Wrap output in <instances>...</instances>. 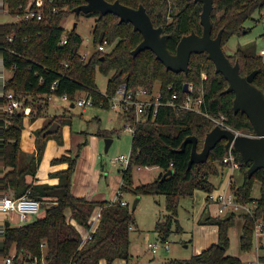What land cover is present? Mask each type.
<instances>
[{
    "label": "trees",
    "instance_id": "obj_1",
    "mask_svg": "<svg viewBox=\"0 0 264 264\" xmlns=\"http://www.w3.org/2000/svg\"><path fill=\"white\" fill-rule=\"evenodd\" d=\"M114 1V0H107ZM122 4L136 8L142 4L149 14L154 26H161L168 34L167 45L171 52L175 51L179 39L194 31L200 34L202 26L199 22L201 3L194 0H119ZM10 14L23 13L28 3L36 8L35 0H3ZM84 3V0H43L44 16L41 20L14 19L0 21V54L5 68L12 70V76L5 85L14 95L23 100L24 105L31 106L29 120L41 116L43 108L48 106L49 96L66 94L69 107L75 105L77 98L83 93L91 96L93 104L109 107V98L113 96L121 84L135 91L139 87L152 92L154 83L164 97L177 92L183 97L184 84L192 83L193 96L202 93V111L212 117L225 116V123L235 130L253 133V128L245 114L234 113L232 109L233 93L223 92L227 81L216 73L211 60L205 52L192 53L188 71L172 72L156 59L149 49L132 56L131 50L140 42L142 36L133 29L131 23L119 22L112 13L101 15L89 12L87 16H97L91 33L92 50L86 59L81 58L82 38L76 31V25L64 32L62 20L71 14L72 8ZM53 9H55L53 11ZM264 9V0H213L210 14L212 36L222 29L221 45L233 35L248 32L245 22L253 13ZM82 14V13H80ZM76 15V14H74ZM66 42L59 44L62 36ZM8 37H12L8 40ZM105 43V51L97 49ZM232 63L238 61L239 72L247 75L258 70L253 84L264 93V61L262 56L253 50L245 51L236 48ZM96 71L108 76L106 89L102 93L95 82ZM54 88L51 89L53 82ZM170 86V89H167ZM81 93V94H80ZM69 110V108H67ZM124 119L134 123V108L123 114ZM59 127L55 133L44 131L53 122ZM66 123L65 118L57 115L35 131V154H28L19 146L21 132L24 128L22 112L2 113L0 115V196L13 194L27 195L42 202L51 204L45 207L44 215L18 226H8L2 241V254L15 250L27 259L41 258L48 264H100L105 260L111 264L116 258L129 261L130 226L134 222L133 210L128 204L123 205L120 198L114 201L93 202L84 197H75L71 193L72 175L76 167L77 157L86 143L76 145V152L53 158L51 162H66L67 167L55 173L58 181L55 184L27 182L26 176H34L41 159L46 140L52 136L60 137V128ZM207 116L187 110H177L162 105L153 116L135 123L132 134L129 160L121 171L122 183L119 190L141 194L164 195L166 214L155 222L154 231L161 240L183 228L177 218L179 198L191 196L195 190L209 193L218 188L210 177L223 178L228 165L222 158L228 154L225 140L219 141L209 152L202 163H193L187 167L191 144L187 143L183 151H176L182 141L189 135L197 137V150L203 145L205 134L214 126ZM114 130L98 129L96 135L110 137ZM236 156L242 172V181L234 191L241 202L251 203V187L254 181L260 182V196L255 200L251 215H241L242 232L239 238L240 249L248 252L252 246V232L255 222H264V168L258 169L251 177H247L245 163L239 153L231 148ZM157 166L162 169L153 181L132 185V173L135 167ZM172 172L160 179L162 173ZM96 206L100 207V220L90 237L81 244L80 232L72 220L78 225L88 228V218ZM236 215L211 216L199 218L198 223H210L217 227V241L199 253L188 258H171L164 264H245L237 256L227 254L229 248V229L234 225ZM43 244V245H42ZM259 263L264 264V252L259 255Z\"/></svg>",
    "mask_w": 264,
    "mask_h": 264
},
{
    "label": "rangeland",
    "instance_id": "obj_2",
    "mask_svg": "<svg viewBox=\"0 0 264 264\" xmlns=\"http://www.w3.org/2000/svg\"><path fill=\"white\" fill-rule=\"evenodd\" d=\"M264 13V9L261 12H255L252 15L251 19H248L245 22V29L249 28L248 32L240 35L230 36L223 45V50L225 53L232 57L233 52L236 48L243 49L245 51L253 50L255 53L260 51V48L264 44V39L261 36V33L264 30V25L261 20V15ZM95 15L87 16L85 14L74 15V13L69 14L62 20V27L64 32L70 31L73 28L75 23L76 31L80 34L82 38V44L80 51L81 53H89L92 50L91 43V33L94 26ZM17 19V15L10 14L6 8V4L1 3L0 0V21H12ZM233 58V57H232ZM264 61V58H262ZM0 74H3L5 77L11 78L12 70L5 68L2 64L1 54H0ZM108 76L102 74L99 71L95 73V82L97 88L100 92H104L106 89ZM159 92V82L154 83L153 94ZM81 94V93H80ZM83 93L81 94V96ZM31 107V106H30ZM69 108V110H67ZM45 115L44 123L52 118V116L57 115L61 118L66 119V123L70 122L71 132L75 133L79 140H72L71 146L73 148V153L76 152V145L84 141V135L79 134V130H92L96 131L98 128H106L108 130H114L110 137H100V145L98 150V160L97 166L101 169L100 177V189H103L106 192H109L110 185L107 184V173L121 174V171L125 168L123 164H112L110 163V158L120 155V154H129L131 150L132 142V131L125 126V121L123 120L122 112L111 109V107H103L99 105H85L78 106L75 104L74 107H69V102L63 100L60 96L52 95L48 101V106L43 108L41 115ZM98 118V119H97ZM70 120V121H69ZM55 122V121H54ZM89 133V132H88ZM86 134L87 139L90 134ZM105 138L112 139L107 150H105ZM81 150L79 152V156ZM78 156V157H79ZM77 157V158H78ZM138 170L136 167L133 169L132 173V185L134 183L140 184L142 182H149L156 179L159 175L158 169L156 166H140ZM223 178L221 181L214 176H211L210 179L216 186L217 190L222 191L226 186L229 180V172L224 171ZM242 172L236 170L233 173L235 183L239 185L242 181ZM134 175V176H133ZM135 181V182H134ZM220 181V182H218ZM221 184V185H220ZM206 193L202 190H195L191 196H182L179 198V203L177 207V218L179 224L183 228V231L180 233H171L166 240H161L157 233L154 231L155 222L158 218H162L166 214L165 209V196L164 195H150V194H141L140 198L133 210L134 222L130 226V252L132 250L133 254H137V258L134 256L129 260L131 264H161L166 258H188L192 255L194 251V235H195V226L197 219L204 218L209 214L212 209V206L208 205L206 202ZM260 196V182L254 181L251 187V198L253 202ZM109 197V196H108ZM114 197V195H113ZM116 197V196H115ZM135 194L127 191L122 194V199L126 200L129 208L132 205ZM49 201L46 200L42 202V207L39 212L31 216L27 222L34 220L37 217H42L44 215L45 207L43 205L47 204ZM213 216L212 214H209ZM9 216L12 220V224L19 225L16 223V214H5L4 217ZM226 215H223L224 217ZM79 226V225H78ZM131 227H134L132 230ZM82 229V228H81ZM242 232V219L236 215L234 225L230 228L229 236V253L232 255L240 256L241 259L245 262L248 258H252L253 254L248 255L243 253L240 249V235ZM189 238V240H188ZM148 243H157L159 245L158 252L153 256L148 252L146 245ZM169 245V251L164 248V245ZM189 245L185 247L184 245ZM254 242L252 244V250H254ZM251 251V249H250ZM248 251V252H250ZM261 254L264 252V249H260ZM195 253V252H194Z\"/></svg>",
    "mask_w": 264,
    "mask_h": 264
},
{
    "label": "water",
    "instance_id": "obj_3",
    "mask_svg": "<svg viewBox=\"0 0 264 264\" xmlns=\"http://www.w3.org/2000/svg\"><path fill=\"white\" fill-rule=\"evenodd\" d=\"M201 3L199 22L202 26L200 34L191 31L183 35L175 48L171 52L167 45L168 34L163 32L161 26H154L145 7L139 4L136 8L122 4L119 0L112 2L107 0H84V3L72 8L71 12L79 15L89 12H99L101 15L112 13L118 17L119 22H129L133 29L138 31L142 38L140 42L131 50L132 56H136L140 51L149 49L155 54L167 70L172 72H187L190 56L192 53L205 52L207 58L212 61L216 73H220L227 81V87L223 92H232V109L234 113L240 112L248 118L252 128V135H243L233 130L222 127L218 124L209 130L203 139V145L197 150V137L195 135L187 136L176 151H183L187 143L191 144L189 160L187 167L190 168L193 163L205 162L209 152L215 145L225 140V149H235L245 163H249L246 169L247 177H251L258 169L264 168V93L253 84V79L258 70H252L247 75H241L239 72V63H232L221 45L222 29L215 36H212V23L210 14L213 8V0H194ZM75 26V23L73 27ZM125 85V84H124ZM2 85L0 83V93ZM184 90H187V84H184ZM74 106L73 102L70 105ZM59 124L53 122L45 134H51L57 131ZM105 150L111 143L110 138H105ZM172 169L162 173L160 179L170 174ZM139 196L133 199L131 210H134ZM6 227L9 222H5ZM4 242L0 241V253L3 250Z\"/></svg>",
    "mask_w": 264,
    "mask_h": 264
},
{
    "label": "built area",
    "instance_id": "obj_4",
    "mask_svg": "<svg viewBox=\"0 0 264 264\" xmlns=\"http://www.w3.org/2000/svg\"><path fill=\"white\" fill-rule=\"evenodd\" d=\"M3 3V0H1ZM31 4L28 3L23 13L17 16L18 19L22 20H41L44 16V11L42 8L43 0H35L36 8H31ZM55 9H53L54 11ZM261 20L264 25V13L261 15ZM262 38L264 39V30L261 33ZM12 37H8V40H11ZM66 42V36L63 35L59 41V44L62 45ZM1 48V45H0ZM97 49L100 51H105L106 44L102 43L97 46ZM258 55L264 58V44L260 48ZM88 56L87 52L81 53V58L86 59ZM9 78L5 77L3 74H0V83L2 85V90L0 93V115L2 113L10 114L12 112H22L24 120L29 117L31 107L29 105H24L23 100L17 98L11 90H5L4 87L7 84ZM56 81L53 82L51 89L54 88ZM170 86H167V89H170ZM194 86L192 83L187 84V90H184L183 97H180L177 92H171L168 97H164L160 91L157 94L152 92H147L145 89L139 87L135 91L128 89L127 85L121 84L116 89V92L109 99V106L111 109L118 110L122 114L129 112L130 109L134 108V123H131L128 120H125V126L132 131H135V123L143 121L147 116H153L157 113V110L160 106H170L177 110H187L194 111L200 114H203L210 118L214 124H218L222 127L229 128L238 134L243 135H252L253 133H244L239 130H235L228 126L225 123V116L220 115L219 117H212L206 112L202 111L201 104L203 102L202 93L199 90L198 95L193 96ZM52 95L49 96V99ZM63 100L68 101L66 94L60 96ZM76 105L85 106L93 105V101L90 95L84 93L81 97H78L76 100ZM228 154L222 158V161L228 165L229 180L227 186L222 190L218 191L215 189L213 192L209 193L207 206H212L211 214L213 216H230L234 215H251L255 202L246 203L241 202L237 199V194L234 191L239 185L235 183L233 173L236 170L240 171L239 164L236 161L235 154L231 151V148L228 149ZM129 160V154H120L110 158V163L112 164H123L127 165ZM121 191L117 193L116 199H119ZM120 202L123 205L128 204L127 201L120 198ZM41 208V203L38 199L22 195L14 196L12 194H3L0 196V241H2L5 229L7 228L5 222H9V226H18L17 224H12V220L9 216L4 217L5 214H16V223H26L28 219L37 214ZM100 220V210H94L91 216L88 218V223L90 226L84 228L82 226L76 225L77 229L80 232L81 244L82 245L89 237L92 232L95 231ZM19 224V225H20ZM82 228V229H81ZM254 242V250L251 247V253L253 254L252 258L247 260L245 264H260L259 255L261 254L260 249H264V222L263 220H257L254 225L252 232V244ZM43 245V244H42ZM147 248L151 249L153 252L157 251L159 245L157 243H148ZM164 248L169 251V245L165 244ZM3 251V250H2ZM0 264H48V262L41 258H32L27 259L21 254L17 253L15 250H11L9 253L3 255L0 253Z\"/></svg>",
    "mask_w": 264,
    "mask_h": 264
},
{
    "label": "crops",
    "instance_id": "obj_5",
    "mask_svg": "<svg viewBox=\"0 0 264 264\" xmlns=\"http://www.w3.org/2000/svg\"><path fill=\"white\" fill-rule=\"evenodd\" d=\"M79 97H81V95ZM45 115L46 114L38 116L36 119L32 121L29 120V118L24 120V128L21 132V137L19 141V146L22 149V151L28 154H35L36 152L35 131L43 125L44 120H45ZM123 120L125 121L124 116H123ZM69 124L70 122L68 124H63L61 126L60 137H57V135H52L46 140L43 153L37 165L35 174L34 176L27 175L26 176L27 182L31 181L33 183H48V184L57 183L58 177L55 176V173L61 169L66 168L67 163L66 162L53 163L51 162V160L53 158L60 157L63 154L68 155L69 152L73 150L71 146L72 140H75V139L79 140L76 135H73L75 133L71 132V127ZM98 129L100 128L97 127L96 131ZM83 131L85 130H79L77 132L83 135L82 133ZM96 131L94 129L89 130V131L86 130V132L87 133L89 132L88 134L90 135L88 139L86 137V143L82 146L81 154L77 158L76 167L72 175L70 190L73 196L84 197L93 202L114 201L115 196H117V193L120 191L119 187L122 183V176L121 174L118 175V174H114L110 172L107 173L105 176L108 179L106 180L107 184L110 185L109 192H106L103 189H100L99 182H100V177H101L102 172H101V169L97 166V160L99 157L98 150H99V145H100V137L99 135H96ZM54 133L56 134V132ZM136 168L139 170L141 167L139 166ZM157 169L160 174L162 172V169L159 167H157ZM220 183L222 184L223 182L221 181ZM134 185H138V184L134 183ZM122 194L123 193H121V196ZM139 198H140V195H139ZM51 203L49 201L46 205H49ZM97 209L100 210V207L96 206L94 208L95 211ZM209 214H211V211L209 212ZM72 223L75 225H78L73 220H72ZM131 229L133 230L134 227H131ZM230 234L231 233L229 229V236ZM216 241H217L216 225L210 224V223L201 224V223H198V219H197V223L195 226V235L193 239L195 248H194V251H192L193 252L192 254L201 252L202 250L206 249L207 247H209L212 243H215ZM184 246L188 247L189 245L186 244ZM147 249H148V252L154 256L158 252L159 248L155 252H153L149 248ZM243 253L251 255V251L243 252ZM131 254H132V257L134 256L135 258L138 259L137 254L134 255L132 250H131ZM227 254L232 255L231 253H229V248L227 249ZM233 256H236V255H233ZM237 257L241 259L240 256H237ZM169 259L171 258L164 259L163 261H161V264H164ZM249 259L250 258H248L247 260ZM241 261L244 262L242 259ZM100 264H106L105 260H100ZM111 264H131V262L126 261L125 259H122V258H116Z\"/></svg>",
    "mask_w": 264,
    "mask_h": 264
}]
</instances>
